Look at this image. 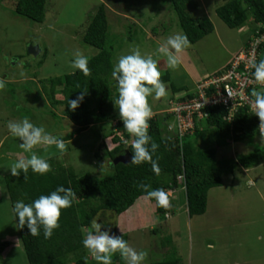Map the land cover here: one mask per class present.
I'll return each instance as SVG.
<instances>
[{"label": "rangeland", "instance_id": "1", "mask_svg": "<svg viewBox=\"0 0 264 264\" xmlns=\"http://www.w3.org/2000/svg\"><path fill=\"white\" fill-rule=\"evenodd\" d=\"M194 1L196 8L190 11V17H206L213 30L191 44L182 54L178 68L172 70L167 67L166 57L156 51L169 36L182 33L167 0H45L44 19L40 24L13 14V0H0V78L5 80V88L0 90V243L9 244L1 254L0 264H26L2 178L10 173L13 163L30 154L20 148L21 141L9 133L7 124L27 117L34 125L43 126L47 132L64 139L67 148L63 153L55 146L47 150L37 147L34 151L46 160L52 159L63 168H70L75 176L109 175L111 169L104 150L99 148V155L103 157L100 162L93 157L100 144L99 136L109 125L97 124L73 134L75 128L62 116L63 106L51 107L41 86L45 79L73 72L70 65L77 50L88 58L97 52L80 39L89 16L103 3L108 25L106 45L112 47V66L121 56L131 54L134 47H139L142 55H153L161 75L165 72L169 75V83H166L165 97L157 100L150 96L148 102L153 115L168 114L169 98L183 97L187 90L193 89L194 93V85L206 75L199 79L200 76L211 75L226 65L255 27L249 22L230 29L214 13L221 0ZM30 46H37L39 53L29 54ZM170 85L185 89L172 94ZM55 98L61 99L59 94ZM263 143L260 135L251 141L230 143L216 148L215 158L246 155ZM105 146L112 147L109 138ZM249 170L237 168L233 175H224L221 186L207 191L205 212L190 220H187L182 193L177 191L173 197L177 203L169 213L172 220L167 221L171 231L166 226H156L154 230L132 233L126 242L137 252H147L142 264L172 258L179 264H264V161ZM94 218L104 225L101 231H108L114 224L109 214ZM209 244L212 246L208 247Z\"/></svg>", "mask_w": 264, "mask_h": 264}, {"label": "trees", "instance_id": "2", "mask_svg": "<svg viewBox=\"0 0 264 264\" xmlns=\"http://www.w3.org/2000/svg\"><path fill=\"white\" fill-rule=\"evenodd\" d=\"M13 1V14L34 23H42L45 0ZM221 2L222 4L214 9V13L228 28L236 29L249 22L254 26L264 25L263 0H221ZM167 3L175 15L178 27L191 44L212 32V24L206 17L194 19L190 17V11L196 8L194 0H167ZM255 28L253 27L250 33H253ZM107 29L105 6L100 3L95 12L89 16L80 39L82 44L97 50L88 58L91 75L84 76L79 70H74L62 77L48 78L42 84L41 91L51 107L63 106L62 116L75 128L73 134L83 132L97 124L109 125L108 130L100 134V144L93 157L100 162L103 157L99 155V148H102L108 158L107 165L111 173L101 177L84 173L77 177L70 168H63L60 163L48 159L51 171L46 174H36L29 169L26 179L23 172L18 177L8 173L2 178L11 210L17 201L30 204L39 196L49 195L61 186L71 188L76 194L71 207L62 210L59 227L48 239L44 238L42 228L37 236H31L26 226L20 229L18 218L12 211L26 264H98L88 257L83 247L85 230L90 228L91 221L96 215L105 217L109 214L114 224L108 232L114 235L116 217L132 206L137 199L145 197L146 193L138 187L140 183L150 185V190L167 191L178 187L176 176L182 174L187 216H198L205 211L207 191L221 186V178L224 175H233L237 168L250 169L264 161V143L255 146L246 155L227 159L215 158L216 148L230 143L251 141L260 135L257 117L249 113L246 108H238L231 121L227 123L224 120L226 111L215 107L207 109L206 117L195 124L190 134L182 137H178L175 131L167 129L172 121L169 114L159 112V115H153L149 121L148 134L152 141L159 145L152 154V159L158 162L161 172L156 175L152 171L151 164L147 162L131 165L133 137L124 129L119 111L114 106L118 93L116 82L111 76L112 47L106 45ZM258 29L264 31V27ZM129 36L130 33L127 37ZM263 47L264 42L258 48L259 55L256 62L264 59V55L260 56ZM224 68L225 66L222 70ZM161 79L165 84L169 83V75L166 72L161 75ZM184 89H176L170 85L172 94ZM85 90L87 92L79 106L75 110H70L68 102L77 99L80 92ZM56 94H59L61 99H56ZM192 96V91L187 90L183 97L169 98L168 102L182 101ZM112 121L115 123L111 128ZM107 138L111 148L105 146ZM128 140L130 143L127 144ZM125 152L130 156L127 164H112L115 157ZM150 202L154 204L157 221L165 220L168 209L156 207L154 200ZM8 246L6 241L0 243V257ZM123 262L119 253L113 255L112 264H123ZM149 264H178V262L176 258H172Z\"/></svg>", "mask_w": 264, "mask_h": 264}, {"label": "clouds", "instance_id": "3", "mask_svg": "<svg viewBox=\"0 0 264 264\" xmlns=\"http://www.w3.org/2000/svg\"><path fill=\"white\" fill-rule=\"evenodd\" d=\"M259 25L257 24L255 27L258 28ZM189 47H191V43L188 37L183 33H178L169 36L156 51L166 57L167 67L175 70L181 63L182 54ZM88 63V57L77 50L70 66L74 70H79L84 76H90L91 69L88 67ZM251 67L254 69L252 73L253 83L264 86V59L259 62L252 61ZM21 75L24 73L22 72ZM111 76L112 80L116 82L118 93L114 106L119 111L124 129L133 137L131 140L133 155L130 164L150 163L152 171L159 175L161 169L158 162L152 159V154L159 145L152 141L148 134L149 121L153 117L148 98L152 96L158 100L167 95V87L161 79L157 60L153 58V55H142L140 48L134 47L131 49V54L123 55L118 59ZM4 88L5 80L0 78V90ZM86 92L87 90L81 91L77 99L68 102L70 110H75L79 106ZM251 98V110L259 119V134L261 140L264 141V90L257 91L253 88ZM7 129L13 137L21 141L20 148L25 153L30 154L28 157L18 159L11 165L10 173L13 177H18L23 172L26 179L29 169L33 173L41 175L51 171V165L46 159L36 154L35 148L40 147L47 150L55 146L61 153L67 148L64 139L47 132L43 126L34 125L27 117L19 121H10L7 124ZM138 187L146 193L145 200H154L156 207L168 209V216L165 217L168 218L170 206L176 203V200L171 198L170 204V193L164 189L150 190V185L144 183H140ZM75 198L76 194L71 188L61 186L49 195L39 196L30 204L17 201L12 211L18 218L20 229L26 226L31 236H37L42 228L44 238L48 239L51 238L53 231L59 227L62 210L71 207ZM183 201L185 205L184 198ZM97 220L98 218H93L90 228L85 230L86 235L82 244L98 264H112V257L117 253L125 264H142L147 257V252H137L121 236L110 235L108 231H101L104 225L97 223Z\"/></svg>", "mask_w": 264, "mask_h": 264}, {"label": "built area", "instance_id": "4", "mask_svg": "<svg viewBox=\"0 0 264 264\" xmlns=\"http://www.w3.org/2000/svg\"><path fill=\"white\" fill-rule=\"evenodd\" d=\"M264 27L259 25L258 28ZM256 28L250 34L245 45L232 56L225 68L211 75L203 77L202 81L195 85L193 96L182 101H169L166 110L171 116L168 130H173L182 137L190 134L196 123L206 117L209 108H222L226 111L224 120L229 123L238 108H246L252 115L251 91L255 88L262 91L264 86L253 83V68L251 62L256 61L259 55L258 48L264 42V31ZM260 89V90H259ZM255 116V115H254ZM259 128V119L257 117ZM259 132V129H258ZM177 188L167 190L171 198L177 191L184 198V178L182 174L176 176ZM171 207V206H170ZM167 213L165 217H167Z\"/></svg>", "mask_w": 264, "mask_h": 264}, {"label": "crops", "instance_id": "5", "mask_svg": "<svg viewBox=\"0 0 264 264\" xmlns=\"http://www.w3.org/2000/svg\"><path fill=\"white\" fill-rule=\"evenodd\" d=\"M205 75H207V74L206 73L202 74V76H200L199 79H201ZM191 78H192V76H191ZM193 83L195 84V82H193ZM192 90H189V91H192ZM1 141L2 140H0V143H1ZM260 164H258V165H260ZM257 166L252 167L250 169H254ZM239 170L245 171L244 169H241V168ZM246 170H249V169H246ZM249 171H251V170H249ZM249 171H247V172H249ZM233 179L235 180L234 177H233ZM234 180H231V181H234ZM248 181L250 182V183L248 182L250 185L253 184L251 179H249ZM221 185H222V180H221ZM176 203H177V201H176ZM172 206H174V205L173 204L171 205V210H172ZM171 210H170V212H171ZM192 217L193 216L188 217L187 220H190V218H192ZM194 217H197V216H194ZM170 219L172 220L171 214L169 215L167 220H163V222L157 221L155 214H154V204L151 203L150 201L145 200L144 197H141V198L137 199L133 203V205L130 206L126 211H124L123 213L119 214L116 217V219H115V234L114 235L121 236L122 239L127 241L130 238L129 235H131L132 233H134V232L143 233L145 231L147 232L149 230H154V228L156 226H159V227L166 226L171 231V228L168 225L169 222H167ZM188 223H189V221H188ZM188 226L189 225H187V229H188ZM173 230H175V229L172 228V231ZM138 239L139 238L137 237V240ZM211 246L212 245H210V244L208 245V247H211Z\"/></svg>", "mask_w": 264, "mask_h": 264}, {"label": "water", "instance_id": "6", "mask_svg": "<svg viewBox=\"0 0 264 264\" xmlns=\"http://www.w3.org/2000/svg\"><path fill=\"white\" fill-rule=\"evenodd\" d=\"M28 53L35 56L39 53V49L37 46H30L28 47L27 49ZM130 160V156L127 152H125L124 154L120 155V156H117L115 157L113 160H112V164H117V163H121V164H127Z\"/></svg>", "mask_w": 264, "mask_h": 264}]
</instances>
